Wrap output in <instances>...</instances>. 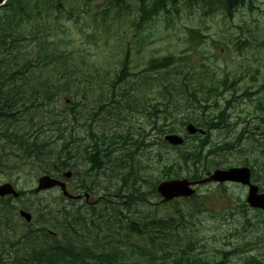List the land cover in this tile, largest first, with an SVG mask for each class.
Instances as JSON below:
<instances>
[{
    "label": "trees",
    "instance_id": "obj_1",
    "mask_svg": "<svg viewBox=\"0 0 264 264\" xmlns=\"http://www.w3.org/2000/svg\"><path fill=\"white\" fill-rule=\"evenodd\" d=\"M256 5L257 0H8L0 7V120L6 125L4 134L0 135V165L18 169L20 162L28 160L48 165V155H55L59 169L64 170L73 159V148L77 143L74 130H69L74 129L70 124L71 121L76 122L88 108L86 103L99 104L100 110L110 114L109 105L114 104V107L121 104V112L127 102L136 106L140 101L144 102L142 98L135 97L134 92L141 88L135 87L142 85L141 80L137 79L128 85L131 48L123 51L113 69L106 65L102 66L104 69H91L88 53L83 48L66 46L71 43V39L67 40L61 35L68 31L62 19L80 23L79 34L89 41L102 39L100 34L108 39L113 34L121 33L125 23H129L134 30H141L158 17H163L169 24L184 13H198L203 17L221 14L233 20L240 9L249 8L254 11ZM91 23L93 30L87 31L86 28L91 27ZM189 36L203 38L197 29H189ZM142 73L146 74L147 85L152 88L151 82H154L156 86L154 120L151 124L153 130L160 133L175 132L177 125L183 128L189 122L199 125L201 121L202 126L207 129L204 135L189 137V141L198 140L197 144L192 145L188 141L183 147L171 146L163 138H159L157 163H162L165 158L168 160V163L165 162L164 177L186 173L191 179H200L212 167L219 166L220 161L212 158L217 150H233L234 146L242 142L240 134L236 143L225 142L221 147L210 148L213 131L222 129L228 123V111L239 102L236 97H233L236 101L234 104L228 99L226 106L214 118H200L205 115L210 101L218 106L219 98L224 92L232 91L237 94V88L231 90L228 86L227 76L204 82L200 70L189 65L188 57L186 60L184 55L173 53L151 58ZM248 90L245 89L247 92L243 94V98L252 96L253 93ZM63 95L66 96L64 106L55 113L52 105L57 100H62ZM74 97L84 101L78 104ZM118 97L120 98L117 99ZM68 98L73 100L72 104L68 103ZM255 103L253 113L264 116V101L258 99ZM195 106L203 108L200 117L196 110L188 112ZM54 117L57 119L55 125L52 124ZM23 120L29 134L18 124ZM49 122L55 129L56 136L46 129ZM35 125L41 128L38 130ZM94 130L90 128L92 150L86 147L85 151L96 155V151H101L106 135ZM250 132L251 141L258 142L257 149L251 150L256 156V163L253 165L256 166L262 160L260 164L264 168V139L256 137L253 131ZM149 133L140 131L138 135L142 140L137 141V144L142 145ZM131 136V133L126 138L120 136L123 138V146L129 144ZM52 147L54 151L50 149ZM163 147L174 149L176 156L169 158L170 152L165 153ZM107 154L103 156L107 157ZM91 161L95 170L97 166H104L99 163L101 158ZM242 164L249 165L252 161L247 157ZM133 172V167L129 170L127 168L128 175L124 178L126 189L123 185L119 191L125 194L129 207L142 201L141 191L128 185L127 178ZM258 173V169H254V174ZM82 188L91 190L86 185ZM29 192L35 193L33 189ZM26 193L21 190L19 199ZM12 201V197L0 198V217H8L13 212L15 216L18 215L17 205ZM185 201L187 209L178 210V222L175 217L143 220V215L122 219L125 215L118 210L117 214L114 212L113 221H110L111 216L107 214V219L101 223H89L87 213L80 206L67 204L58 207L49 202L44 203L41 199L24 201L22 207L36 213L38 223L29 225L31 229L26 234L27 240L20 243V240L13 241L10 238V230L14 232L17 226H10V221L7 220L4 228L8 237L6 240L0 239V264H223L194 254L191 251L194 235L187 240L186 245L180 244L178 237L186 232L207 198L195 194ZM115 204L111 202L112 206ZM94 210L96 212L95 207ZM119 213L122 218L117 219ZM1 226L0 221V228ZM2 230L4 229L0 230V234ZM51 230L60 232L62 238L51 234ZM146 234H150V243L140 244L143 242L133 240V237H146ZM171 242L174 247L178 246L175 252L168 248ZM243 264H264V259L251 256Z\"/></svg>",
    "mask_w": 264,
    "mask_h": 264
},
{
    "label": "rangeland",
    "instance_id": "obj_2",
    "mask_svg": "<svg viewBox=\"0 0 264 264\" xmlns=\"http://www.w3.org/2000/svg\"><path fill=\"white\" fill-rule=\"evenodd\" d=\"M257 6L258 8L255 11H250L248 8L240 9L233 20L221 14L203 17L198 13H184L180 18L175 17L169 24L164 21L163 17H158L141 30H134L129 26V23H125L121 33L113 34L108 39L103 34H100L103 37L102 39H90L89 41L79 34L80 23H75L74 20L68 22L65 18L62 19V23L68 27V31L64 33L65 35L63 33L61 35L67 40L71 39V43L66 44V46L70 48L76 45L77 48H83L88 53L87 59L91 69L96 67L104 69L103 65L113 69L115 63L122 57L123 51L131 48L132 62L129 69L131 74L127 78L129 79L128 85L130 86L137 79H140L142 83V85L135 87H143V90L141 88L138 89V91L141 90L139 92L136 89L134 90L135 97L144 100V102L140 101L138 106L129 105L130 102H127L120 112L121 104H117L114 107V104L109 105L108 108L111 109L109 114L104 110H100L99 104L86 103L88 108L84 110L76 122L71 121L70 124L76 130L82 145L90 143L85 127L87 123H91L95 130L101 128L99 131L104 132L108 137L107 144L116 149L112 157H118L122 162V168L112 173L113 176H117V179L112 178L113 180H111L108 177H103L100 181H87L95 185V193L98 195L114 194L116 187H121L125 184L124 178L128 175L127 168L128 170L131 167L134 168L132 175L127 178V181H129L128 185L134 183L136 189H139L145 195L143 197L149 199V202H140L132 209H128L127 204H122L123 201H126L125 198L111 197L119 202L120 210L126 215L122 219L137 218L142 215L150 216L153 212H158L159 216H166L174 213L176 206V204L166 206L157 204L158 198L155 193H152L157 177L160 179L165 178L164 167L165 162L168 163V160L166 161L167 158H165L162 163H157L156 159V153L158 147H160L157 143L166 133H160L151 127L154 120L153 104L155 103L156 86L154 82H151L152 88L147 85L146 74L142 73V69L151 58L171 53L182 54L186 60L188 57L190 66L200 70V76L204 82H209L215 78H223L227 73L231 77L243 74L244 77L239 80L237 85V94L243 93L245 89L251 90V93L256 92L251 98L253 101L245 97L229 110V113H231L230 124L223 129L213 131L210 148L216 145L219 146L225 141H235V137L242 133L245 126H248L250 131L255 132L256 137L264 139V117L253 113L255 102L258 99L264 100V0H258ZM88 21H90V18H88ZM189 29H197L202 32L205 35L204 42H200L196 36L191 38ZM86 30L92 31L93 24L91 23V27L86 28ZM231 93L227 92L225 97L229 98ZM65 98L66 96L63 95V101L57 100L53 103L52 108L55 113L63 108ZM74 99L78 104L84 101L81 98L77 100L74 97ZM224 103L225 100L221 99L218 104L221 109ZM209 105V108L206 106L205 115L202 117L211 116L212 118L216 116L214 114L218 111L213 101H210ZM194 110L197 111L198 116H201L203 108L200 109L198 106L191 107L188 112ZM98 111L100 114L94 116V113ZM36 119H39V117ZM53 120L54 123L52 124L55 125L56 117ZM237 120L239 122L248 121V123L242 122L235 125ZM25 123V120H23L18 124L29 134V129L25 127ZM50 123L46 124V129H49L56 136V131L51 127ZM5 127V123L0 120V135L4 134ZM176 127L177 130L185 134L184 128L181 127V129L178 125ZM35 128L39 130L41 127L35 125ZM143 128L145 132L152 130L148 142L156 141V144L151 148L142 146L140 149H138L137 145L139 151L130 157L129 154L136 147L134 145L135 139ZM72 129L69 128V130ZM128 133L132 135L129 144L122 146L123 138ZM118 135H123V138H118ZM246 135L248 134H243L242 137V141H244L243 147L237 148L236 151L228 149L217 150L214 158L220 161V167L227 168L243 165L242 161L247 153L251 155H247L250 160L253 163L255 162L256 156L253 155L251 150L257 148L258 142L249 141L250 139ZM55 138L57 139V137ZM189 142L193 145L197 144L198 140H190ZM50 149L54 151L53 147ZM162 149L165 153L170 152L169 158L176 156L174 149L168 150L165 147ZM48 157L49 163H56L55 155H48ZM77 159L73 160L71 165L74 163L79 164V161H82L79 158ZM51 164L49 166H52ZM19 165L22 168L17 170H10L0 166V184L8 182V180L16 181L17 187L27 192L21 201L14 202L17 206L22 205L24 201L31 202L38 199L58 207H62L63 204H70L68 200H65L64 203L60 201V191L57 189L38 195H33L29 192L36 187L38 178L48 166H38V164ZM260 172L261 176L256 183L264 190V172L262 169H260ZM185 175L186 173L173 174L172 177H183ZM101 176L105 175H100L99 177ZM69 182L72 186H76L79 181ZM123 187L126 189V185ZM199 192L201 194H211L213 198L206 203L207 209H204L197 218L199 230L196 234L201 241L198 244L200 246L196 250L207 253L206 256L209 260L216 258L217 261L224 260L225 264H243L245 257L249 255L264 258V218L255 209L243 207V200L245 201L247 194L246 189L235 183H226L221 188L217 184L211 183L201 186ZM0 203L2 204V202ZM76 205H79V203ZM178 205H184V203L181 201ZM18 209L19 207H17ZM2 213L6 214L4 211ZM0 216H2L1 213ZM17 218L19 217L18 215L15 216L14 212L8 217H0L2 225L0 230L4 229L1 231L0 239L6 240L8 237L4 226H7V220H9L10 226L15 224L18 226L14 232L10 230V238L13 241L20 240V243L27 240L26 234L31 228L23 220L19 218L18 221ZM34 218L36 220V216ZM62 236L60 233L61 238ZM223 252H229L226 258L223 257ZM8 258L10 257L8 256Z\"/></svg>",
    "mask_w": 264,
    "mask_h": 264
},
{
    "label": "water",
    "instance_id": "obj_3",
    "mask_svg": "<svg viewBox=\"0 0 264 264\" xmlns=\"http://www.w3.org/2000/svg\"><path fill=\"white\" fill-rule=\"evenodd\" d=\"M6 0H0V5H2ZM189 133H196L197 127L193 124H190L187 127ZM166 140L175 145H180L184 143V138L178 134H170L166 136ZM251 179V170L247 167L242 168H231L229 170H216L214 174L210 177L200 181L199 183H204L208 181H224V180H234L242 182L243 184H250ZM195 182H193L194 184ZM192 183L187 179H172L163 181L158 190L164 197L163 201L172 200L175 197L179 196H188L194 193V190L191 189L190 185ZM61 186L64 193L69 195L66 189V183L53 179L52 177L45 175L39 179L37 191L49 189L55 186ZM7 194H13L18 197L19 193L14 189L12 184L5 183L0 185V196H5ZM248 201L256 207L264 208V194H258V187L251 185L250 194ZM22 216H24L28 221L31 220V214L21 211Z\"/></svg>",
    "mask_w": 264,
    "mask_h": 264
},
{
    "label": "flooded vegetation",
    "instance_id": "obj_4",
    "mask_svg": "<svg viewBox=\"0 0 264 264\" xmlns=\"http://www.w3.org/2000/svg\"><path fill=\"white\" fill-rule=\"evenodd\" d=\"M55 168L58 169L57 166H55ZM55 175H57V176H59V178H61L62 175H63V172H58V171L56 170V171H55ZM73 176H74V172H73ZM73 176H72L71 178H73ZM71 178H70V179H71Z\"/></svg>",
    "mask_w": 264,
    "mask_h": 264
}]
</instances>
